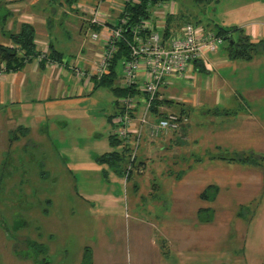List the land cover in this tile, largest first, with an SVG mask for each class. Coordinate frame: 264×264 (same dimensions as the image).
<instances>
[{
	"label": "rangeland",
	"instance_id": "rangeland-1",
	"mask_svg": "<svg viewBox=\"0 0 264 264\" xmlns=\"http://www.w3.org/2000/svg\"><path fill=\"white\" fill-rule=\"evenodd\" d=\"M21 1L9 2L17 16L28 23L39 17L36 16L39 15V10H35L37 7L42 10L48 4H44V0H26L24 5L25 0ZM67 1H52L54 8L47 15L55 19L52 15L58 7L60 11H70L65 6ZM256 1L261 0H175L160 12L176 14L175 28L177 24L182 27L185 21H200L203 26L213 29L216 23L224 25L222 15L231 6ZM124 3V0H77L73 8H84L89 15L99 11L109 25L120 14ZM5 4L8 3L0 0V15L6 17ZM182 15L185 18H180ZM82 20L79 21L87 24L83 33L76 32L75 27H64L62 33L63 53L67 58L75 35L86 44L88 55L78 56L74 62L80 72L73 75L79 80L92 75L98 68L111 36L108 27L96 30L90 21ZM174 27L173 31L178 30ZM93 34H98L99 40L93 39ZM160 34L162 37L164 33ZM41 37L40 48H49L48 39ZM218 50L205 52L211 54ZM116 69L120 85H123L121 62ZM195 73L190 71L183 80L186 89L191 87L189 96H185L187 92L178 85L171 88L174 94L171 95L178 102L181 100L183 104L191 100L190 103L201 104L198 103ZM260 79L264 83V76ZM94 98L110 108L116 101L106 87L98 88ZM196 110L198 113L189 110L183 123L174 131L183 144L178 150L173 149L176 144L172 146L173 150L167 151L171 161L164 165L170 167L169 171L167 167L155 168V177L153 171L143 165L129 181L110 169H107L108 177L102 174V168L99 172L88 168L85 174L67 169L71 147H82L89 142L91 134L105 138L111 132L108 133L109 120L102 115L107 112L105 109L102 116L90 122L70 115L60 118L64 124L50 120L43 127L40 142L30 137L28 145L18 148L7 146L5 134L0 132V264H264V164L255 167L225 159L226 162L220 160L224 165L211 164L197 172V158L192 154L212 148L216 151L215 146H220L224 140L220 138L223 136L219 135L218 128L215 136L212 135L213 112L210 110L209 114L203 107ZM245 114L247 120H253L255 115L264 123L263 109H256L255 114ZM130 128L136 129L137 125L133 122ZM174 132L163 139H168ZM150 141L148 136L142 141L139 155ZM229 151L220 157L223 160L232 157L233 151ZM257 154L264 158V151ZM53 158L58 161L49 162ZM50 163L58 168L50 170ZM234 168L253 169L251 172L229 171ZM199 171L202 174L199 175ZM180 173L183 177L188 173L186 180L179 176ZM206 181L217 182L220 188H226L227 182L233 181L232 191L223 189L219 201L213 205L215 211L210 209L208 214H201V210L210 206L199 198L203 191L199 186L207 184ZM176 184H183L178 201L174 200L176 192L171 189ZM110 196L117 203L104 206L103 197L108 199ZM223 203L226 206H222ZM205 222L209 225H204ZM178 238L179 242H174Z\"/></svg>",
	"mask_w": 264,
	"mask_h": 264
},
{
	"label": "crops",
	"instance_id": "crops-1",
	"mask_svg": "<svg viewBox=\"0 0 264 264\" xmlns=\"http://www.w3.org/2000/svg\"><path fill=\"white\" fill-rule=\"evenodd\" d=\"M3 1L8 3L5 4L6 9H8V15L6 17L0 15V44L12 46L10 35L19 33L22 26L28 22L23 21V18L18 17L12 10L10 0ZM52 1L54 0H48L47 2L44 0V4H48L42 10L39 7L35 9L39 10V15L36 14L39 17L35 18L32 23L29 22V24L31 23L35 28L37 47L39 41L38 49L41 46L40 36H42L48 39L49 46H53L54 50L64 54L63 28L75 27L76 32L83 33L87 24L85 25L79 20L86 19L90 21V15L84 8H73L77 0L74 3L68 0L65 6H68L70 11L66 9L60 11V7L57 10L55 8L52 15L55 19L52 20L47 15L49 14L47 12L54 8L52 7ZM218 4H220L219 1ZM24 5H26V0ZM73 15L79 16L74 17ZM221 19L224 25L216 23L217 25L224 26L227 29L240 28L245 31L254 43L264 41V0L256 1L253 4L245 3L238 7L231 6V9L223 13ZM5 24L6 27L4 26ZM80 40L81 37L75 35V41L72 43L73 45H70L71 48L68 49L71 52L69 56L75 57V61L78 56L88 55L87 49L84 47L86 45L85 42H80ZM73 48L76 49L73 50ZM220 49L216 53L206 54L205 62L203 63L205 71L194 75L199 97L198 103L201 104L195 105L190 103L191 100H186V102H183L185 104L183 106L180 100L179 103L181 105L172 104L171 107H164V110L168 112H180L184 108L188 112L189 110L191 112L195 110V113H198L196 110L198 107H203L209 114L210 110L213 112V115H211L212 119H214L211 124V129H214L212 135L215 136V129L218 128L219 135L223 136L220 138H223L224 142L220 146H215L216 151H213L214 149L212 148L207 149L206 152L192 154V156L197 158V172L200 168L211 164L215 166H218V164L224 165L220 162V160L223 161L220 156L230 153L229 149L233 151L234 155L232 156L234 157L247 154L258 155L257 153L264 151V123L261 120L258 121L255 115L253 120L244 118L246 112L255 114L256 109L264 110V101L262 100L264 98V83L260 79V76H264V67H262L264 66V51L254 57L253 60L244 61L230 60L225 45ZM64 60L66 62L65 58ZM65 62L64 64L57 62L43 67L38 60H34L15 72L5 73L0 70V111H3V114H0V130L3 131L0 132L5 134L3 138L6 139L8 144L6 145L10 148H13V145L17 148L28 145L29 141L27 140L30 137L40 142L44 134L42 133L44 125H47L50 120L64 124L63 118L60 119L64 115H70L71 118L87 119L88 121L103 115L110 122L108 133L112 132L114 126L109 117L116 114V101L112 102L113 106L110 108L104 102L95 100L94 94L97 89L94 81L85 77L80 80L77 79L73 75V71L64 66ZM72 64L75 65V63ZM81 64L84 65L83 63ZM192 71L194 72V68ZM203 76H205V79ZM183 84L184 81L176 82L175 86L178 85L179 89L187 92L185 96H189L190 92L188 90L191 87L188 86L189 89H186ZM172 92L171 89H168L164 91L163 96H168L166 98L174 99L178 102L177 99L172 97ZM103 109L107 111L105 114L102 113ZM223 112H231L233 115H226ZM53 126L56 127L54 124ZM111 128L112 130H110ZM205 131L207 132L206 126ZM175 134L174 132L168 139L150 141L141 150L140 160L144 162L145 168L148 166V169L153 171L155 177L157 168L167 167L169 171L170 167L167 164H165L166 166L164 165L167 161H171L167 151L178 150V146L183 144L177 138L178 134ZM89 138V142L82 147L77 145L71 147L69 155L71 160L67 169L85 174L88 168L98 172L99 168H102L103 174L104 171H107L108 166L98 164L95 157L114 151L110 144L109 135L104 138L91 134ZM176 144L177 146L172 149V146ZM53 161L56 163L58 159L49 160V162ZM57 168L55 164L50 163V170H56ZM249 169L245 171L244 169L234 168L229 171L251 172L253 168ZM187 174H184V177L182 176L183 179L186 180ZM200 174L202 173L199 171ZM208 176L210 175L208 174ZM231 182L233 183V181L227 182L226 188H220L217 182H208L199 186V188H203V191L210 185H215L219 188L216 199L213 202H207L210 206H207L206 209L215 211L213 205L219 201V194L223 189L225 191L231 190ZM152 186L154 188L157 187L156 184H152ZM171 189L173 192L175 190L174 200L178 201L179 198L177 196L182 193L183 184L173 185ZM112 198L113 196L108 197V199L103 197V205L111 206L113 203H117V200H112ZM224 199L226 198L223 197ZM222 206L226 205L223 203ZM227 206L229 207V205ZM204 225H209V223L205 222ZM179 239H174V242H179Z\"/></svg>",
	"mask_w": 264,
	"mask_h": 264
},
{
	"label": "built area",
	"instance_id": "built-area-1",
	"mask_svg": "<svg viewBox=\"0 0 264 264\" xmlns=\"http://www.w3.org/2000/svg\"><path fill=\"white\" fill-rule=\"evenodd\" d=\"M124 2L120 14L113 22H109V25L101 18L99 11L90 14L91 26L96 30H105L108 27L111 36L106 42L98 68L85 78L89 80L103 78L119 51V43L125 42L128 54L121 61L124 69L122 76L124 84L120 86L123 88L137 86L139 93L128 94L117 100L119 114L113 116L114 128L111 134L130 145V158L133 162L138 157L142 141L145 139L143 136L145 124L148 123L151 136L159 138L177 130L180 123L185 120V117L169 113L166 117L158 119L156 124L149 121L153 112L151 110L155 107L153 103L161 99L158 95L165 90V85L169 84L168 79L170 80V77L187 79L189 72L194 68V62H205V51L214 52L224 42L222 38L215 36L212 29L194 23H185L180 29L174 30L169 40L165 42L164 34L161 37L160 33L167 30L168 18L174 13L160 11L173 1L153 4L151 0L146 5L149 17L140 19L139 23L134 25H129L125 10L128 5H139L141 0H124ZM162 16L165 17L164 20L161 19ZM126 27L131 34L130 39L125 37ZM92 38L99 40L98 34H93ZM39 51L42 55L36 60L39 62L44 60L46 66L57 63L47 58L48 47H41ZM73 70L76 73L79 71L75 65ZM141 106L144 108V116L139 118L138 110ZM133 122L137 125L136 129L130 128Z\"/></svg>",
	"mask_w": 264,
	"mask_h": 264
},
{
	"label": "trees",
	"instance_id": "trees-1",
	"mask_svg": "<svg viewBox=\"0 0 264 264\" xmlns=\"http://www.w3.org/2000/svg\"><path fill=\"white\" fill-rule=\"evenodd\" d=\"M76 0H71V3H74ZM151 0H141L139 5H128L125 10V14H127V17L129 19L128 23L129 25H134L136 23H139L140 19H146L148 18V14L146 12V5ZM170 2L175 0H152L153 4L162 3V2ZM198 2H207L209 0H197ZM176 14H173L169 16L168 18V26L167 30H165L163 35V40L166 42L169 40V38L172 35L173 31V21L176 19ZM185 18V16H180V18ZM198 22H193L197 26H200L202 24ZM185 23H187L185 21ZM180 24H177L178 29ZM203 26V25H202ZM128 27V25H127ZM125 31V37L127 36L129 39L131 38V34L129 31ZM175 28V27H174ZM175 28V29H176ZM206 29H210L209 27H206ZM212 31L215 33V36L220 37L223 39V45L226 46L227 55L230 60H244V61H251L256 57L259 53L264 51V41L259 43H254L251 41L250 37L245 33L244 30L240 28H230L227 29L224 26H220L217 24H214V28ZM10 38L12 40V46H4L0 44V70L2 72L8 73V72H15L20 70L24 67L25 64L28 62H32L40 55H42V52L39 51L37 44H36V31L35 28L29 24L26 23L22 26V29L17 34H11ZM119 51L114 56L110 68L106 75L101 79L93 78L95 88L98 89L100 87H106L110 89L111 93L115 96L116 99V108H118V101L119 98L125 97L128 94H135L139 93L137 86L129 87V88H123L120 86L119 81V75L117 73V66L122 61V59L128 54V47L126 46L125 42L119 43ZM220 46V47H222ZM49 52L47 55V58H49L52 61L58 62L60 64H64L65 67L69 68V70L73 71V74H75L73 70V64L75 62V57L69 56L68 58L65 57L64 54H61L54 50L53 46H49ZM204 62L202 61H196L194 62V71L196 73L198 72H204ZM40 65L45 67L46 62L43 60L40 62ZM186 78H180V79H173L170 77V80L168 79L169 84L165 85V90H162L160 94L158 95L159 98L157 101L153 104H155V107L152 108L151 116H150V123L156 124L158 119H162L166 117L169 113L174 112H168L164 110L165 106L171 107L172 104H179L181 103L176 102L174 99L171 100L170 98L164 97V91H167L168 89H171L176 82H182ZM187 84H183L185 87ZM167 89V90H166ZM139 111V118H142L144 116V108L143 106L140 107ZM186 109H182L178 115L185 117L188 113ZM116 115L119 114L118 109L115 110ZM226 115H231V112H223ZM177 114V113H174ZM111 121H113V116L109 117ZM181 122L180 124H182ZM114 126V125H113ZM177 131V130H175ZM174 132V131H173ZM143 136L145 138L148 136V138L151 141H157L165 138L166 136H161L159 139L156 137H152L150 134V127L147 124H145L143 129ZM109 140L110 144L113 147L114 151L111 153L103 154V155H97L95 157L96 162L100 165H107L108 169L113 171L118 177L125 178L127 181L132 180L136 174L140 170V166L143 167L144 162L140 160V155L138 154V157L132 162L130 158L131 153V147L129 144H126L123 139L117 137L116 135L109 134ZM233 161L238 164H247L249 166H255L260 167L262 164H264V158L263 156H259L256 154H247L244 156H238V157H230V158H224L223 161ZM105 177H108V171L103 172ZM179 176H182L180 173ZM219 188L215 185L208 186L200 196V199L206 202H213L216 199V196L218 195ZM210 209H204L201 210V214H208ZM200 214V215H201ZM239 216L242 217L241 214Z\"/></svg>",
	"mask_w": 264,
	"mask_h": 264
}]
</instances>
